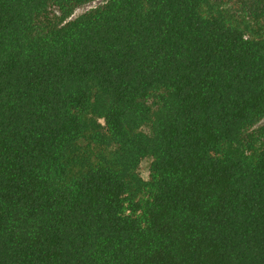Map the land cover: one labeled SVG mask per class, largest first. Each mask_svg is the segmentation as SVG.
Here are the masks:
<instances>
[{"label": "trees", "instance_id": "16d2710c", "mask_svg": "<svg viewBox=\"0 0 264 264\" xmlns=\"http://www.w3.org/2000/svg\"><path fill=\"white\" fill-rule=\"evenodd\" d=\"M97 1L0 0V264H264V0Z\"/></svg>", "mask_w": 264, "mask_h": 264}, {"label": "rangeland", "instance_id": "374dc122", "mask_svg": "<svg viewBox=\"0 0 264 264\" xmlns=\"http://www.w3.org/2000/svg\"><path fill=\"white\" fill-rule=\"evenodd\" d=\"M107 0H99L93 4L90 3V5H86V6H83L81 8H79L76 13H75V17L76 16H79V15H82L86 12H88L90 9L96 7L97 5H100L104 2H106ZM264 123V120L261 122V124ZM152 162V159L151 158H146L145 160L142 161L140 167H139V172L144 179H147L149 177V170H150V164Z\"/></svg>", "mask_w": 264, "mask_h": 264}]
</instances>
